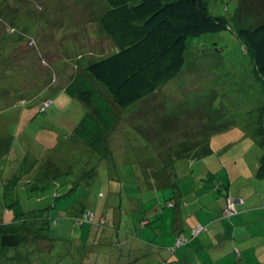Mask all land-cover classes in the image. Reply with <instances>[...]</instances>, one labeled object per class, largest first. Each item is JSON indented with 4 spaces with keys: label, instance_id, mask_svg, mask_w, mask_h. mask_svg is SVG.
Instances as JSON below:
<instances>
[{
    "label": "rangeland",
    "instance_id": "obj_1",
    "mask_svg": "<svg viewBox=\"0 0 264 264\" xmlns=\"http://www.w3.org/2000/svg\"><path fill=\"white\" fill-rule=\"evenodd\" d=\"M87 1L0 0L8 12L3 11L8 22L0 21V149L7 148L0 155V218L8 221L14 210L52 204L47 233L66 243L73 238L89 239L91 227L100 228L99 217L104 213L108 219L116 210L119 231L109 235L112 239L126 234L144 249V240L157 245L168 230L174 239L181 233L190 239L173 252V259L195 264L194 252L202 257L216 250V243L228 234L224 227L216 230L207 222L211 208L227 192L221 161H226L232 177L242 165L258 166L260 147L240 139L236 129L246 121L238 111L255 101L258 89L250 58L235 30L240 22L257 21L260 4L253 0L236 17L240 0H206L210 13L226 17L230 28L190 38L182 71L121 110L120 122L107 137L109 153L104 158L88 151L73 135L74 122L86 107L62 90L76 70L75 63L83 65L113 50L98 21L104 3ZM48 97L52 104L48 107V100L41 110L48 108L39 112V102ZM20 109L29 110L35 118L32 126L24 128ZM165 111L176 114L172 121L178 120L188 131L182 135H176L177 128L167 131ZM226 120L222 125L226 127L231 120L230 125L236 127L213 136V156L189 160L177 155L166 167L162 163L153 166L159 160L156 152L159 156L165 149L175 150L173 154L181 149L177 136L187 141L202 139L214 122ZM93 164L95 170L84 173ZM206 167L214 173L212 177ZM164 170L168 175L162 182L159 174ZM217 178L223 184L214 182ZM236 182L233 178L234 188ZM15 199L19 204L11 206ZM75 201L82 203L85 216L83 210L72 209ZM76 217L83 220L78 222ZM226 219L222 213L215 223ZM199 221L204 229L191 237ZM174 228L179 229L177 234L172 233ZM62 247L56 244L52 250H37L29 256V264H79L65 255L53 260L51 253ZM147 249L156 250L153 245ZM0 264H13V260L0 256ZM119 264H126L125 256Z\"/></svg>",
    "mask_w": 264,
    "mask_h": 264
},
{
    "label": "trees",
    "instance_id": "obj_2",
    "mask_svg": "<svg viewBox=\"0 0 264 264\" xmlns=\"http://www.w3.org/2000/svg\"><path fill=\"white\" fill-rule=\"evenodd\" d=\"M100 1L105 7L98 15L99 25L113 50L83 65L75 63L73 67L76 70L70 74V80L62 90L86 107L83 115L74 122L73 135L88 151H97L105 158L109 153L107 137L120 122L121 110L140 101L182 71L186 63L190 38L204 33L220 32L223 29H229L230 26L223 15L210 13L206 0ZM252 1L240 0L236 8V17H240L243 8L248 7ZM257 2L260 4V9L256 12L259 17L257 21L251 25L240 22L235 30L243 52L250 58L251 71L255 76L254 88L258 89L255 101L249 106L242 107L237 113L246 120L243 126H232L230 120L225 127L222 124H225L227 120L216 121L210 132L205 131L202 139L200 137L197 140L187 141L177 136L179 137L177 142L182 145L181 149L179 148L180 150L174 154L175 150L166 151L165 149L159 156L156 152L159 160L155 163L151 161L153 166L162 163L163 167H166L170 164L171 158L177 155L188 156L189 160L195 157L198 159L211 157L216 153L212 145L213 136L226 132L228 128L236 127L242 135L240 139H244L249 145L260 147L261 154L255 174L264 179V0H257ZM85 3L88 1L84 0ZM3 11L5 15L8 14L7 10L0 6V21L6 20ZM7 22L6 20L5 23ZM53 77L55 78L54 75ZM48 100L49 107L52 104V98L48 97L39 102V112L48 108L46 106L41 110ZM165 113L169 116L166 117L168 118L167 131L177 128L176 135H182L181 133L185 134L188 131L185 127L179 126L178 120L172 121L174 117L177 118L176 114H168L166 111ZM30 119L35 121L32 116ZM6 149V146H1L0 155ZM226 165V161H221L220 168L224 169L225 181L228 179ZM95 167L97 165L93 164L84 173L91 174ZM206 171L211 177L214 175L210 169ZM159 175V180L162 182L167 180L166 170ZM9 187L13 188L12 183H9ZM227 197L238 199L230 208L232 211L230 216L238 212L237 205L243 203V199L229 192L226 194L225 201ZM18 204L19 200L15 199L10 205ZM51 206L52 204L48 208L21 212L14 210L13 217L8 221L0 218V256L13 260V264L17 261L20 262L19 264H29L32 259L29 257L31 254L34 255L39 249L52 250L56 244H59L64 247L51 253L55 261L65 255L79 264H119L120 258L124 260L125 256L126 264H138L140 261H144L145 264H176L173 252L190 239L181 233L177 234L173 242L174 247H167L169 251L162 254L157 245L144 240L142 244L144 249H142L141 245L134 244L132 237L126 238V234H123V238L112 239L109 235L119 231L115 210L108 215V219L104 213L99 217L97 226L100 228L91 227L89 239L73 238L63 243L47 233ZM82 206V203L77 201L71 205L74 210L77 208L83 210L85 216L87 211L82 209ZM225 207H227L226 202L222 213ZM72 214L77 216L75 212ZM76 219L78 222L83 220L79 217ZM108 230L111 231L110 234ZM179 235L183 240L176 244ZM196 235L191 233V237ZM104 245L107 246V250L103 252ZM150 245L155 246L156 250H149L151 251L149 254L147 247ZM233 249L238 254L235 248ZM166 254L169 255L166 256ZM152 256L156 258V261Z\"/></svg>",
    "mask_w": 264,
    "mask_h": 264
},
{
    "label": "crops",
    "instance_id": "obj_3",
    "mask_svg": "<svg viewBox=\"0 0 264 264\" xmlns=\"http://www.w3.org/2000/svg\"><path fill=\"white\" fill-rule=\"evenodd\" d=\"M67 82L69 81L64 82V86ZM20 110L24 128L32 126L34 120L30 119L31 115L29 110ZM29 119L31 120L30 122ZM235 164L236 162L233 163V165ZM226 166L228 187L225 195L229 192L234 196H240L243 199V203L237 205V213L227 216V219L221 224H216L215 221L222 214L225 195L216 208H211L207 222H211L212 228L216 230L224 227L225 232L227 233L228 231L227 237L216 243V250L208 251L202 257L197 252H194L196 253V257L192 258L195 260V264H264V179L256 176L257 165H254V168H248L247 165H242L234 177L231 175V169L228 165ZM207 169L209 168L206 167ZM233 178L237 179L236 188L232 186ZM211 180L213 179L211 178ZM214 182H218V185L220 183L223 184L225 182V174L223 182L218 178ZM199 223L203 222L199 221ZM178 230L174 228L172 233L177 234ZM163 235L162 240L157 243L161 254L165 253V249L167 250L165 243L170 246L174 242V237L171 236L169 230ZM233 248H235L238 254L234 252ZM148 252L149 254L151 253L149 249ZM152 258L156 261L155 257L152 256ZM174 259L176 260V264H180L179 260Z\"/></svg>",
    "mask_w": 264,
    "mask_h": 264
},
{
    "label": "built area",
    "instance_id": "obj_4",
    "mask_svg": "<svg viewBox=\"0 0 264 264\" xmlns=\"http://www.w3.org/2000/svg\"><path fill=\"white\" fill-rule=\"evenodd\" d=\"M50 102V101H49ZM238 201V199H233V198H231V197H227V201H226V206L227 207H225V209L223 210V213L225 214V215H229V214H231L232 213V211L230 210V208H232L233 207V203L234 202H237ZM204 229V227H203V225L202 224H198L194 229H193V234L194 235H196V234H198L201 230H203ZM183 240V238L182 237H178L177 239H176V244H179V243H181V241Z\"/></svg>",
    "mask_w": 264,
    "mask_h": 264
}]
</instances>
